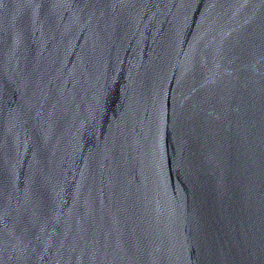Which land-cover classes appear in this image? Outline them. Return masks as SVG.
I'll return each instance as SVG.
<instances>
[{"label": "water", "instance_id": "95a60500", "mask_svg": "<svg viewBox=\"0 0 264 264\" xmlns=\"http://www.w3.org/2000/svg\"><path fill=\"white\" fill-rule=\"evenodd\" d=\"M0 264H264V0H0Z\"/></svg>", "mask_w": 264, "mask_h": 264}]
</instances>
